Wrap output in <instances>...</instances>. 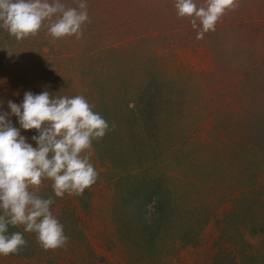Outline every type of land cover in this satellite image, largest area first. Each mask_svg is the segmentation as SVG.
Returning a JSON list of instances; mask_svg holds the SVG:
<instances>
[{
    "label": "rangeland",
    "instance_id": "obj_1",
    "mask_svg": "<svg viewBox=\"0 0 264 264\" xmlns=\"http://www.w3.org/2000/svg\"><path fill=\"white\" fill-rule=\"evenodd\" d=\"M171 1H161L162 6ZM61 2L70 7L78 4V0ZM86 2L89 20L82 25L79 38L52 37L47 31L48 21L36 35L19 41L0 28V100L5 102L0 110L8 111V100L21 103L26 91L39 94L46 90L54 97L84 96L109 125L103 138L93 140L88 150L98 177L81 196L66 193L55 197L48 179L35 189L40 196L54 199L51 211L69 237L66 246L45 250L34 233L23 232V226H9V234L22 232L27 245L18 254L0 256V264H239L235 253H245L244 264H264V215H255L264 211V113L253 106L255 121L251 124L262 136H257L258 142L253 141L251 148L245 147L243 142L248 139L241 128L242 103L235 105L231 96V105H218L223 102L213 92L231 95L238 90L239 77L245 72H233L231 63L226 65L222 56L213 60L200 48L193 55L182 43H177L180 49L168 45L180 41L175 35V40H159L160 44H153V52H146L144 41L136 35L148 30L141 17L136 18L145 0ZM237 5L218 23L224 26L232 22L241 30L246 28L242 32L248 36H243L240 45L252 44L255 50L264 47V0H237ZM109 11L117 18L123 16L126 26L120 35L126 42H119L114 50L109 48V34L120 25L113 13L109 19ZM137 27L141 29L134 32ZM142 36L147 38L145 33ZM162 43L165 45L160 46ZM252 59L254 65L264 62V48ZM190 65L205 76L207 83L201 92L204 102L198 106H204L202 118L194 115L191 107L186 110L188 105L180 104L184 94L193 93L192 79L184 75L188 70L181 69ZM258 73L264 89V65ZM262 88L257 91L262 92ZM140 90L151 95L152 103L143 124L128 122L129 117L118 108L120 96L129 100ZM136 113L131 109L130 119ZM11 120L19 128L17 118L12 116ZM20 132L35 147L31 137L36 131ZM193 134L194 143L183 147L185 138L188 142ZM236 135L239 147L233 145ZM196 152L208 167L217 165L214 170L220 169V173L216 171L219 185L209 188L210 182H204L202 175L195 181L188 160ZM246 166L256 181L249 188H254L260 203L250 205L245 218L231 220L234 226L223 225L222 213L229 198L245 186L234 182L238 179L233 178L236 173L232 169ZM227 167L232 168L223 170ZM155 193L165 200L158 206L160 211L152 204ZM190 202L211 206L209 214L191 217V211L182 212ZM243 224L248 225L246 232L241 230ZM146 235L152 236L149 243ZM233 243L240 252L234 251Z\"/></svg>",
    "mask_w": 264,
    "mask_h": 264
},
{
    "label": "clouds",
    "instance_id": "obj_2",
    "mask_svg": "<svg viewBox=\"0 0 264 264\" xmlns=\"http://www.w3.org/2000/svg\"><path fill=\"white\" fill-rule=\"evenodd\" d=\"M237 6V0H205L201 6L196 0L174 3L179 17L190 18L197 39L215 31L225 12ZM88 20L86 0H78L76 7L61 0H0V28L18 41L36 35L45 21L52 37L79 38ZM4 103L0 100V106ZM6 104L8 111L0 110V256L18 254L27 245L22 232L9 234V226L34 233L45 250L64 247L69 237L51 211L54 199L35 189L48 179L55 197L81 196L98 177L88 150L109 125L82 95L54 97L46 90L26 91L21 103ZM12 116L19 128L13 126ZM21 129L36 131L31 137L35 147Z\"/></svg>",
    "mask_w": 264,
    "mask_h": 264
},
{
    "label": "trees",
    "instance_id": "obj_3",
    "mask_svg": "<svg viewBox=\"0 0 264 264\" xmlns=\"http://www.w3.org/2000/svg\"><path fill=\"white\" fill-rule=\"evenodd\" d=\"M112 1L113 0H109L110 3ZM161 1H164V0H145L144 7L141 10L140 15H136V18L137 20H139L141 17V19L143 20L145 24V30L148 29L149 31L148 30L144 32L139 31V33H136V35H138L137 38L140 41L141 40L144 41L142 43L145 44V47H144L145 51L151 53L153 52V48H152L153 44H156V45L160 44L161 42H157L159 40L166 42L167 38L169 37L174 38V35H175L177 37L176 40H180V41H177V42L171 41L168 45L176 46L178 49H180L181 47H179L177 43H182V45H185L186 48H189V50L193 53V55L197 52V49L200 48L201 51L205 53H209L211 56V59L213 60L215 59L217 60L218 59L217 57L222 56L223 62H225L226 65H228V63H231L230 67L234 68L233 72L239 71V70L242 72H245V74L239 77L240 85H239L238 90H234L233 92H231L230 93L231 95H226V93L225 92L223 93V91H213V92H214V96L218 97L221 103L223 102L222 104H218V105H223L224 107H227L224 104L231 105L230 104L231 101H229L231 96L233 98V99L231 98L232 103H234L235 105H237V102L242 103L241 108H240V111H241V114H240L241 121L240 122L243 123L241 128L244 130V132H246V139H248V140H245L243 143L245 147L251 148V143L253 141L258 142L257 136L258 135L262 136V134L258 133L255 130L254 125L251 124L253 123V121H255V119L252 117L253 115H251V114H254L255 112V111H252L253 106H257L259 110L258 109L256 110H258L261 113H264V89L261 87L262 81H261V77H259L261 73H258L259 70H262L264 62L254 65V62L252 61L254 59L252 58L254 54L258 55L260 48H264V47H260L259 49L255 50V47L252 46V44L240 45L239 42L245 38V37L243 38V36H248L247 34L242 32L243 30H246V28L241 30L239 25H236L232 22L231 23L228 22L224 26H222L221 23L217 22L215 31H210V32L205 33L203 39H197L196 38L197 30L192 28L190 21H189L190 18L179 17L177 15V10L174 7L175 0H172L168 4L163 3V6H162ZM110 3L109 5L112 8V5ZM196 3L198 6H201L205 3V0H196ZM129 10H130V13L133 14V11L131 9ZM111 13L109 11V19L113 15L114 17L116 16L115 18H117V15H115V12L113 13V15ZM143 13H146V14L142 15ZM132 18H134V14ZM118 19L119 21L117 24L118 26L119 25L120 26L117 28L113 27V30L110 31L111 36L109 34V38H111L109 39V41H111V43L114 44V45L112 44L109 45V48L112 50L116 48V44H119V42L120 43L126 42V41H122L123 37H120V35L123 36L125 27H126L123 24L124 17L120 16L117 18V20ZM140 21L138 25L140 24ZM138 29H141V28L137 27V30H134V32H137ZM142 32L145 33L147 38L142 39L143 37ZM118 38H121V39H118ZM238 39L240 40L238 41ZM152 40H154L155 42ZM164 45L165 44L162 43L160 46H164ZM163 53L167 54V52H163ZM239 57L240 59H238ZM243 57L249 59V60H246V61H249L248 64L246 63L243 64L244 62H246ZM181 69L188 70L184 72V75H187V76L189 75V77H191L192 82H193V88H192L193 93L191 95L188 93L186 95L184 94L181 98L180 104L183 107H185V105H188L186 110H189L191 107L193 114L196 115L197 117L202 118L201 114L204 112L205 109H203L204 106H201L199 108L198 106L204 102L203 100H201L203 98L201 92L205 91L207 88V85H206L207 83L204 82L205 76L201 74L200 71L197 72L196 69L194 70L191 65L186 68L182 66ZM259 88H262V92L257 91ZM235 89H237V87H235ZM192 96L197 97L196 100L199 103H195ZM150 97L151 95L144 93V91L142 90L138 91V94L132 95L129 100H126L125 98L120 96L121 102L118 108H120L127 115V117H129V119H127L128 122H131L132 120V122H138V123L140 122L143 124L144 118L146 117V114H147V107L150 106V104L152 103L150 101L151 100ZM129 103L130 104L134 103L135 106L131 107L129 106ZM131 109L137 110V113L134 115V117L132 116V118L134 119H130L131 117L129 116ZM187 115H191V114H187ZM214 128L215 127H213L212 129ZM216 128L218 129V127ZM194 135L196 134H193V136L191 135V138L188 142L186 141V138H185V140L183 141L184 143L183 147L190 145V144L192 145L194 143L193 140L196 138L194 137ZM239 140H240L239 137H237L236 135V141H233V145H236V147H239L237 146V144L239 143ZM220 142H222V139L220 140ZM197 154H198L197 152L193 153L191 159L188 160L190 168L194 170L193 175L196 176L194 177L195 181L199 180L198 176L202 175V176H205V179H206L204 180V182L205 181L210 182L209 188H212L213 185L215 184L219 185L218 183L220 182L216 181L219 176L216 174V171H219L220 173V169L214 170V168H216L217 165H215L213 168H211L210 166L208 167L205 164V162L202 160L203 157H201V155H199V157H196ZM227 168L228 169H223V170H229L232 167H227ZM232 171L236 173V176L233 178L238 179V180H235L234 182H236L239 185L245 184V186L243 190L237 192L235 195L229 198V204L226 207L225 212L222 213V216L225 219V221H223V225H228V226H234L236 224L232 222L231 220L238 222L236 221L238 220V217L245 218L247 216V213L245 212L246 210L249 209L250 205H254V204L256 205L260 203V201L256 197L257 194H255L254 188H249V187H253V185L256 183L255 179L251 177L253 176V174H251L253 171H251V169L247 166L244 167L243 170H241L240 167L238 168L235 167V169H232ZM247 174H248V178L250 179V181L249 180L246 181ZM223 179H225L223 181H227L226 177H224ZM223 185H226V184L223 183ZM217 188H220V187H217ZM164 202H165L164 198L160 194L158 195L157 193H155V195L153 196V203H152L153 207L154 208L157 207V209H159L160 211L161 208L158 206L164 205ZM193 208L194 210L198 209V211L194 213ZM210 208L211 206L209 207H205V205L198 206L196 203L190 202L185 206V210L182 212H187L189 214V212L191 211V217H195V216L196 217H201V216L206 217L207 214H209L210 212L209 211ZM255 215L259 217H263L264 211H259L258 214H255ZM189 223L191 224V220L189 221ZM241 230L242 232L243 230L246 232L248 230V225L243 224ZM146 236H147L145 238L146 243H149L152 240L151 239L152 236L150 235H146ZM241 237H242V233H241ZM224 239L226 240V242L227 240L230 241L228 237H224ZM242 243L245 244L243 240H242ZM233 244L235 246L234 251L240 252L236 248L237 245L235 243ZM244 255L245 253H239V254L235 253L234 254V256L237 257L235 259H239V264H244V262L242 263V261L244 260Z\"/></svg>",
    "mask_w": 264,
    "mask_h": 264
}]
</instances>
